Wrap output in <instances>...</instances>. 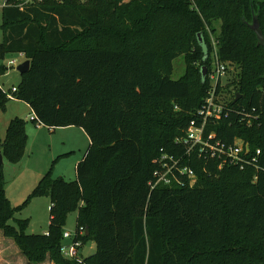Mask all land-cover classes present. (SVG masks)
Wrapping results in <instances>:
<instances>
[{
  "label": "trees",
  "instance_id": "trees-1",
  "mask_svg": "<svg viewBox=\"0 0 264 264\" xmlns=\"http://www.w3.org/2000/svg\"><path fill=\"white\" fill-rule=\"evenodd\" d=\"M3 1L1 54L30 61L12 98L29 105L35 123L82 128L90 139L76 180L48 172L32 191L50 198L46 234L11 225L15 209L0 183V231L27 263L264 264V47L250 28L258 15L264 29V3ZM216 24L217 55L235 73L228 71L216 91L224 96L221 117L206 120L211 86L199 69L174 80L182 54L174 49L184 47L188 60L210 68ZM7 100L0 86V107ZM202 126L211 145L239 138L250 157L260 150L259 170L220 169L206 153L200 157L202 146L188 141V132ZM26 140L24 121L16 118L0 147L21 150ZM169 158L178 162L174 172L188 167L195 177L176 173L171 185L155 186L156 174L173 166ZM73 211V240L95 242L88 258L62 254Z\"/></svg>",
  "mask_w": 264,
  "mask_h": 264
},
{
  "label": "rangeland",
  "instance_id": "rangeland-1",
  "mask_svg": "<svg viewBox=\"0 0 264 264\" xmlns=\"http://www.w3.org/2000/svg\"><path fill=\"white\" fill-rule=\"evenodd\" d=\"M64 0H46L47 3H62ZM76 4L84 5L90 0H73ZM264 3V0H254ZM44 2V0H38ZM4 1L0 0V66L5 72L0 74V85L6 92L8 100L4 107H0V143L6 142L8 128L11 121L20 118L24 121L27 134L26 143L21 150L7 151L1 148L3 160L0 169V183H3L5 196L12 208L15 209L14 218L11 221L18 231H24L29 235L46 234L50 220V198L47 196H32V191L39 181L48 172L54 178H62L66 181L76 180V166L79 164L90 146V139L82 128L59 127L56 129L43 127L34 122V114L28 104L12 98V92L18 88L22 76L17 68L25 63V58L20 54H1L2 23ZM258 12V11H257ZM264 19V8H263ZM216 34H212V41H217L220 33V24H216ZM213 45V44H212ZM110 46H114L110 44ZM158 51H163L154 43ZM181 56L174 61L172 78L178 80L199 69H203L200 63L190 61L188 50L184 47L179 50ZM14 62L13 65L10 62ZM200 67V68H199ZM232 95V94H231ZM77 212L68 214L64 231L71 235L76 233ZM70 242V241H69ZM96 246L89 241L82 244L80 254L83 258L93 256ZM13 240L0 238V264H28L27 260ZM43 264H51L46 261Z\"/></svg>",
  "mask_w": 264,
  "mask_h": 264
},
{
  "label": "built area",
  "instance_id": "built-area-1",
  "mask_svg": "<svg viewBox=\"0 0 264 264\" xmlns=\"http://www.w3.org/2000/svg\"><path fill=\"white\" fill-rule=\"evenodd\" d=\"M189 1L193 5H195L196 0ZM212 44V62L210 68H207V75L205 77V79H207L209 85L211 86L210 97L207 100V106L204 112L206 120H208L209 118L219 119L221 117L222 112L224 111V96L223 94H217L216 91L218 89V86L223 87V85H225L226 79L229 74L228 71H234L232 67L228 68L227 65L220 62L217 55L218 42L212 41ZM10 64L13 65L14 62L12 61L10 62ZM203 134L204 126H202L201 128L192 127L188 132V141L192 142L194 146L198 144L202 146L201 154H199V156L206 153L207 156H205V158L219 161L220 169H222L224 166H233L240 164V168L242 170L245 168V165L255 168L256 171L259 170V156L261 155L260 150H258L253 157H250V151L245 150V141L243 139L238 138L231 145H227L222 142H217L216 145H211L209 142L204 141ZM210 138H212V136ZM194 146L192 148H194ZM165 158L166 157H162V160H164ZM169 159L173 161V166L169 167L167 171L162 174H156V177L158 179L155 186L159 183H162L164 185H171L172 178H170L169 175H173L175 179H178L176 173H178L179 175H187L192 179L195 177L194 171L188 167L180 168L178 169V171L174 172V170L176 169V165H178V162H176V160H174L173 158ZM164 167H167V164H164ZM73 238L74 236L69 232H66L64 234L65 244L62 247V254L66 259L78 260L80 258V248L82 246V243L79 241H74Z\"/></svg>",
  "mask_w": 264,
  "mask_h": 264
},
{
  "label": "water",
  "instance_id": "water-1",
  "mask_svg": "<svg viewBox=\"0 0 264 264\" xmlns=\"http://www.w3.org/2000/svg\"><path fill=\"white\" fill-rule=\"evenodd\" d=\"M250 28L255 33V35L257 36L258 46H263L264 47V29L261 28V24L259 22L258 15L254 16L253 22L250 25ZM17 70H18V72L21 75H24V74L28 73L29 70H30V61H26L25 63L20 65L17 68ZM201 74H202V78L204 80L206 75H207V67H203V69L201 71ZM2 164H3V160H2L1 153H0V165H2Z\"/></svg>",
  "mask_w": 264,
  "mask_h": 264
},
{
  "label": "crops",
  "instance_id": "crops-1",
  "mask_svg": "<svg viewBox=\"0 0 264 264\" xmlns=\"http://www.w3.org/2000/svg\"><path fill=\"white\" fill-rule=\"evenodd\" d=\"M20 55H22V54H20ZM23 56V55H22ZM24 57V56H23ZM25 58V57H24ZM26 60V59H25ZM27 61V60H26ZM25 61V62H26ZM22 76V75H21ZM21 81H22V79H21ZM21 81H20V83H21ZM20 83L18 84V86L20 85ZM1 86V85H0ZM0 238L1 239H3V240H9L8 238H5L4 236H3V233H2V231H0ZM93 243L95 244V242L93 241ZM24 260H25V258H24ZM10 264H15V263H10Z\"/></svg>",
  "mask_w": 264,
  "mask_h": 264
}]
</instances>
